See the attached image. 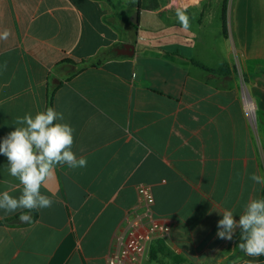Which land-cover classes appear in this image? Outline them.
Segmentation results:
<instances>
[{
	"label": "crops",
	"instance_id": "crops-1",
	"mask_svg": "<svg viewBox=\"0 0 264 264\" xmlns=\"http://www.w3.org/2000/svg\"><path fill=\"white\" fill-rule=\"evenodd\" d=\"M139 3L0 0V35L10 32L0 39V142L15 130L16 117L47 108L48 77L58 64L111 50L103 65L64 82L54 97L62 122L75 130L72 151L87 166H57L41 186L52 206L37 210L36 219L31 213L30 223L0 226V264H106L142 185L153 190L155 216L172 225L165 247L184 264H264L239 250V229L231 241L216 235L224 210L238 221L264 190L249 178L251 166L263 171L259 154L251 157L230 34L223 31L225 12L235 28L243 16L235 22L228 0ZM177 8L190 17L188 30ZM135 15L138 25L131 23ZM125 44L133 55L123 53ZM235 122L243 134L237 151ZM236 152L244 156L238 164ZM3 191L18 197L21 186L0 155ZM19 214L0 210V220ZM155 242L142 264H173L167 255L152 259Z\"/></svg>",
	"mask_w": 264,
	"mask_h": 264
},
{
	"label": "clouds",
	"instance_id": "clouds-1",
	"mask_svg": "<svg viewBox=\"0 0 264 264\" xmlns=\"http://www.w3.org/2000/svg\"><path fill=\"white\" fill-rule=\"evenodd\" d=\"M176 17L184 30L190 28V17L186 10L177 8ZM9 30L5 29L0 39H7ZM101 38L104 34L101 33ZM7 70V62L2 66ZM64 121V114L48 107L16 117L15 130L8 133L0 142V155L8 160V173L19 181L21 194L10 195L0 192V210L5 213L20 212L19 220L32 221L31 212L49 208L53 199L41 193V186L49 180L57 166L69 168L86 167L87 158L77 157L72 151L74 128ZM250 180L264 185V176L252 173ZM218 221L217 237L231 241L236 230L240 231L238 248L249 257L264 256V197L251 199L243 206L239 220L234 219L231 210H224Z\"/></svg>",
	"mask_w": 264,
	"mask_h": 264
},
{
	"label": "rangeland",
	"instance_id": "rangeland-1",
	"mask_svg": "<svg viewBox=\"0 0 264 264\" xmlns=\"http://www.w3.org/2000/svg\"><path fill=\"white\" fill-rule=\"evenodd\" d=\"M228 1L233 7L235 22L239 15L243 16L241 28H235L232 18L229 22L227 20L226 29L230 34L228 57L233 62L235 84L239 90L246 127L249 130L251 157L253 150L259 154L264 176V0ZM250 99L255 105L253 113L245 107V100ZM234 128L233 136L237 151L239 142L243 141V134L239 132L237 122ZM246 136L245 131V138ZM243 157V154L239 155L236 152L233 161L238 164ZM252 168L253 166L249 169V175L252 174Z\"/></svg>",
	"mask_w": 264,
	"mask_h": 264
},
{
	"label": "built area",
	"instance_id": "built-area-1",
	"mask_svg": "<svg viewBox=\"0 0 264 264\" xmlns=\"http://www.w3.org/2000/svg\"><path fill=\"white\" fill-rule=\"evenodd\" d=\"M138 203L128 211L125 227L112 245L106 264H142L149 244L166 238L172 225L155 216L150 186L138 187Z\"/></svg>",
	"mask_w": 264,
	"mask_h": 264
},
{
	"label": "trees",
	"instance_id": "trees-1",
	"mask_svg": "<svg viewBox=\"0 0 264 264\" xmlns=\"http://www.w3.org/2000/svg\"><path fill=\"white\" fill-rule=\"evenodd\" d=\"M139 5L141 6V0ZM152 8L155 5H151ZM227 19H226V12L224 14V21H223V29L224 34L227 36ZM111 54V50L102 49L98 55L88 59L82 60L81 62H76L74 60H64L57 67L54 69V74L49 75L48 77V89H47V108L53 107L54 108V97L57 90L63 85L64 82L73 79L75 76L80 74L87 68L90 67H99L103 65V63L108 59L109 55ZM211 73H219L213 70H209ZM262 197H264V190L262 193ZM34 216L33 219L37 218V212H31ZM20 215V214H19ZM19 215L15 216L12 219L0 220V226H11L14 222L19 219ZM236 244L238 245L240 241V232L236 235ZM240 250V249H239ZM241 251V250H240ZM242 252V251H241ZM244 253V252H242ZM159 255H167L173 260V264H184V260L180 257L175 256L172 254L166 247L162 240H158L155 242L154 246L151 249V257L153 260H158ZM258 261H264V256H260Z\"/></svg>",
	"mask_w": 264,
	"mask_h": 264
},
{
	"label": "water",
	"instance_id": "water-1",
	"mask_svg": "<svg viewBox=\"0 0 264 264\" xmlns=\"http://www.w3.org/2000/svg\"><path fill=\"white\" fill-rule=\"evenodd\" d=\"M131 23L134 25H138V16L135 15L134 18H131ZM123 53L126 55H133L134 54V46L125 44L123 47Z\"/></svg>",
	"mask_w": 264,
	"mask_h": 264
},
{
	"label": "bare ground",
	"instance_id": "bare-ground-1",
	"mask_svg": "<svg viewBox=\"0 0 264 264\" xmlns=\"http://www.w3.org/2000/svg\"><path fill=\"white\" fill-rule=\"evenodd\" d=\"M245 107H246V110H248L249 112H252L253 113V111H254V109H255V105H254V103L252 102V101H250V100H245ZM247 111V112H248Z\"/></svg>",
	"mask_w": 264,
	"mask_h": 264
}]
</instances>
